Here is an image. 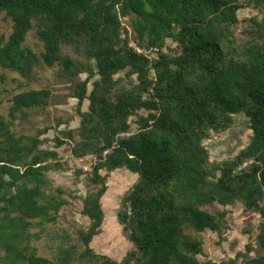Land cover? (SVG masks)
<instances>
[{"label":"trees","instance_id":"trees-1","mask_svg":"<svg viewBox=\"0 0 264 264\" xmlns=\"http://www.w3.org/2000/svg\"><path fill=\"white\" fill-rule=\"evenodd\" d=\"M250 7L264 13V0H0V17L13 24L0 37V65L26 85L57 68L80 122L42 147L50 127L29 134L18 122L44 111L53 91L15 93L0 77V264H218L200 258L205 234L225 238L238 202L261 220L246 229V250L221 264H264V15L241 19ZM32 31L43 50L26 43ZM132 41L157 47V56ZM239 115L251 120L250 142L211 161L206 140ZM64 143L77 159L96 158L82 199L91 223L76 239L64 235L52 259L34 240L67 203L48 175L65 168ZM122 168L138 176L118 213L134 248L116 260L92 242L105 221L109 177Z\"/></svg>","mask_w":264,"mask_h":264},{"label":"rangeland","instance_id":"rangeland-1","mask_svg":"<svg viewBox=\"0 0 264 264\" xmlns=\"http://www.w3.org/2000/svg\"><path fill=\"white\" fill-rule=\"evenodd\" d=\"M259 14L260 17L264 13H259L258 9L245 8L239 11L241 19L248 18L252 15ZM12 21L0 17V37L2 35L9 36L12 32ZM27 44L34 48L43 50V43L35 36V32L29 33ZM57 68H48L39 71V80L33 81L31 85H26L25 80L19 77L18 74L3 68L0 65V77L6 76L5 86L13 92H19L29 88L48 87L53 91L51 103L43 111H39L31 117V120H26L19 125L26 133L34 134L39 129L50 127L47 132L41 135L48 141L44 142L42 147L53 148L55 145L54 137L58 132L69 126L76 127L80 124L77 113L78 100L70 96L71 87L67 79L56 76ZM86 75L83 74L82 78ZM89 101L84 103V109L88 107ZM12 103L6 101L1 110L8 114L9 107ZM143 114V111H141ZM133 128L137 126L134 123L135 116H132ZM252 138L251 120L245 115L238 116L236 123L232 128L219 133H213L210 139L206 140L210 152L211 161L229 158L238 153L244 148ZM60 155L65 162V168L59 171H50L48 173L53 186V193H57L58 188L62 190L60 194L67 203L61 208L60 216L57 223L47 226L42 232L41 237L34 240V243L39 247V252L43 256L54 259L59 243L63 242V236L69 234L73 239L79 230H86L91 219L82 213L83 197L87 194L88 185L87 177L92 167L93 158L84 157L77 159L72 155L71 145L64 143L58 148ZM79 169L83 173L78 176ZM125 172V173H123ZM105 174L106 171L102 170ZM129 174L128 177L126 174ZM127 181L128 185L122 186L121 182ZM134 176L131 173L123 170L122 172H112L108 185L109 190L103 197V208L106 213L105 221L102 225L101 232L96 235L92 242V247L96 252L106 254L116 260H121L125 254L132 248L133 243L128 239L127 233L123 230L122 225L118 220V213L121 208L122 199L132 187ZM133 182V183H132ZM242 202L235 203L230 206L231 212L228 215L230 221V229L224 234L225 238L214 232L208 231L205 234L204 255H200L202 260H211L218 264L229 261L232 257H236L238 253L246 250V245L249 242V234L246 231L249 225L256 228L261 217L258 213L246 214L243 211ZM32 233L39 231V228H33ZM70 242V241H69ZM256 251L251 254L254 255ZM243 258L238 260V264H242Z\"/></svg>","mask_w":264,"mask_h":264},{"label":"built area","instance_id":"built-area-1","mask_svg":"<svg viewBox=\"0 0 264 264\" xmlns=\"http://www.w3.org/2000/svg\"><path fill=\"white\" fill-rule=\"evenodd\" d=\"M130 46H132L138 53L144 54L149 58H154L157 56L159 49L157 47H150V48H143L140 47L139 45H137L135 42H130ZM131 132H126L123 135H129ZM86 158H90V157H86ZM93 158L94 161H96L95 157H91ZM248 164V162H245L243 164V166H241L239 169H241L242 167L246 166ZM131 213V210L129 211Z\"/></svg>","mask_w":264,"mask_h":264},{"label":"crops","instance_id":"crops-1","mask_svg":"<svg viewBox=\"0 0 264 264\" xmlns=\"http://www.w3.org/2000/svg\"><path fill=\"white\" fill-rule=\"evenodd\" d=\"M123 170H126L127 172H129V173H131L132 174V176H134V180H133V182L135 183L136 181H137V179H138V176L136 175V174H134V173H132L130 170H128V169H125V168H122V169H118V170H116L115 172H122ZM123 173H125V172H123ZM128 173L126 174V176L128 177ZM132 182V183H133ZM134 183L132 184V186L134 185ZM121 185L122 186H126V185H128V183H127V181L125 180V181H123V182H121ZM132 188V187H131ZM130 188V189H131ZM109 190V189H108ZM102 201V200H101ZM103 202V201H102Z\"/></svg>","mask_w":264,"mask_h":264}]
</instances>
